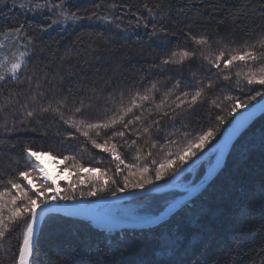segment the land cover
I'll return each instance as SVG.
<instances>
[{
	"label": "trees",
	"instance_id": "obj_1",
	"mask_svg": "<svg viewBox=\"0 0 264 264\" xmlns=\"http://www.w3.org/2000/svg\"><path fill=\"white\" fill-rule=\"evenodd\" d=\"M19 50L15 75L0 64V264H16L46 201L22 177L40 180L29 151L102 172L95 195L76 185L65 200L129 193L170 179L260 99L264 0H0V62ZM212 159L194 164L192 183ZM183 192L116 202L140 203L143 219ZM30 264H264V112L166 220L105 231L50 213Z\"/></svg>",
	"mask_w": 264,
	"mask_h": 264
},
{
	"label": "water",
	"instance_id": "obj_2",
	"mask_svg": "<svg viewBox=\"0 0 264 264\" xmlns=\"http://www.w3.org/2000/svg\"><path fill=\"white\" fill-rule=\"evenodd\" d=\"M264 112V95L257 101L244 106L241 110L235 113L231 120L225 126L221 137L212 144L208 149L201 153L194 161L189 162L184 167H182L174 177L167 181L159 183L158 185H153L150 187H145L140 191L117 194L101 197L94 200L87 199H73L69 201H50L43 202L36 205L30 214V221L20 246L19 254L17 257L16 264H30L31 258L35 251L36 243L39 236V231L44 218L50 213H60L63 215L73 216L81 218L89 222L92 226L108 230H121V229H143L154 226L158 223L169 218L175 212H177L182 206L189 203L195 196H197L208 183L217 175V173L223 167L225 160L229 154V151L237 139L238 135L249 125V123L259 114ZM217 150V154L206 170L204 175L195 183L188 186L184 192L176 197L174 200L169 202L163 209L158 213L143 219L134 220H123V221H110L103 222L97 220L93 216L92 210L89 208V203L91 201H122L127 199L136 198L142 194L148 192H156L164 190L167 185L180 179V177L190 169L193 164L199 161L203 156Z\"/></svg>",
	"mask_w": 264,
	"mask_h": 264
},
{
	"label": "rangeland",
	"instance_id": "obj_3",
	"mask_svg": "<svg viewBox=\"0 0 264 264\" xmlns=\"http://www.w3.org/2000/svg\"><path fill=\"white\" fill-rule=\"evenodd\" d=\"M24 52H25L24 50H19L15 52L12 58L2 59V62H0V64L7 67V71L9 72L7 74L15 75L17 73V71L20 69V67L25 62V59L27 57V52L25 53ZM257 100H254L253 102ZM211 153L203 156L201 159L207 158L208 160L212 156L213 157L212 162H213L217 154V150L212 151ZM27 154L29 158L34 160L35 176H37V178L40 180H39V183L37 184L38 180H36L33 176L26 174V173L22 174V177L25 178V182L31 190L35 191L37 187L39 186L45 187L44 191L38 193V195L46 199V201H43V202L69 201L73 199L94 200V199L87 197L86 195H95L96 191L94 190V187L98 183L103 185V181H105V178L103 177L102 172H100L98 169H92L88 172V174L86 173L87 169L85 168H82L79 171H71L67 167H65L64 165L65 161L61 157H57V156H54V155H51L45 152H34V151H29ZM197 157H195L192 161H194ZM211 163L207 164V168H209ZM197 169L198 167L195 168L193 164V166L186 171L188 172L190 170L186 178H181L182 177L181 176L179 180L173 182L170 185H167V187L161 191L185 190L188 186L193 184L192 178L196 174ZM86 178H90V180L92 179H95V180H92V183H89V181H87ZM159 183H162V182H159ZM159 183H155L153 185H158ZM76 185L83 187V190H80L78 193H76V190H73L71 191V195L75 193L83 194V192L86 195L80 196L78 198H70L69 200H65L64 195L67 193H70L69 188L75 189ZM100 189L101 188H99V190ZM141 189L143 188L136 189L135 191H132V192L140 191ZM120 194H126V193H120ZM171 195L172 193H168L165 198ZM101 197H105V196H101ZM101 197H97L95 199H98ZM139 204L140 203L136 204V202H111V201L103 200V203L98 204L97 206H95V208L102 216L110 219L111 221L112 220L113 221H123V220H134L138 216L137 212L139 209L138 208ZM36 205L38 204L35 203L34 207Z\"/></svg>",
	"mask_w": 264,
	"mask_h": 264
},
{
	"label": "bare ground",
	"instance_id": "obj_4",
	"mask_svg": "<svg viewBox=\"0 0 264 264\" xmlns=\"http://www.w3.org/2000/svg\"><path fill=\"white\" fill-rule=\"evenodd\" d=\"M101 203H103V202H100V201L93 202V201H91V202L89 203V208L92 210V212H93V216H94L97 220H99V221H103V222H110V221H111L110 219H108V218L102 216V215L96 210V208H95V206H97L98 204H101Z\"/></svg>",
	"mask_w": 264,
	"mask_h": 264
}]
</instances>
